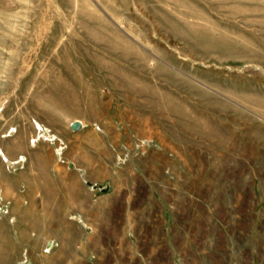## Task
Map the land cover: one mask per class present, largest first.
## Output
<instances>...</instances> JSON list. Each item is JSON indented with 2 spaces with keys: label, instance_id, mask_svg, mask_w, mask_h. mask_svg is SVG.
Returning a JSON list of instances; mask_svg holds the SVG:
<instances>
[{
  "label": "rangeland",
  "instance_id": "374dc122",
  "mask_svg": "<svg viewBox=\"0 0 264 264\" xmlns=\"http://www.w3.org/2000/svg\"><path fill=\"white\" fill-rule=\"evenodd\" d=\"M206 2L201 0V6L208 15L228 30V52H206L169 31L162 18L177 11L167 0H0V136L35 123L36 128L38 123L52 130L68 128L73 117H83L88 127L105 123L109 129L126 128L148 135L147 140L159 146L168 124L170 131L179 132L180 145L189 146L183 152L190 163V154L194 152L197 160L199 150L202 163L206 152L207 159L215 157L213 163L227 164L229 170L235 166L247 176L242 179L248 186H234L243 193L237 189L233 204L247 211L249 232L227 250L229 257L233 255L228 264H264V0ZM96 17L99 20H93ZM102 20L111 38L148 58V67L155 61L174 73L182 70L185 78L210 94L201 98L182 89L179 94L192 100L177 108L212 113L190 118L167 114L163 110L168 106L150 98V89L137 86L136 92L121 86V72L108 66L117 55L87 31L88 25ZM164 52L177 61L170 62ZM138 73L159 84L157 90L165 85L161 76ZM91 98L101 106L98 115L89 112ZM69 108L78 112H68ZM169 137L173 138L171 132ZM205 193L202 183L201 194ZM191 258L186 256V261Z\"/></svg>",
  "mask_w": 264,
  "mask_h": 264
},
{
  "label": "crops",
  "instance_id": "0c3cea01",
  "mask_svg": "<svg viewBox=\"0 0 264 264\" xmlns=\"http://www.w3.org/2000/svg\"><path fill=\"white\" fill-rule=\"evenodd\" d=\"M74 120L81 127L35 123L0 136L2 264H228L249 232L233 204L243 193L234 186L248 184L242 170L206 152L202 163L199 150L190 163L168 124L156 146Z\"/></svg>",
  "mask_w": 264,
  "mask_h": 264
},
{
  "label": "bare ground",
  "instance_id": "6f19581e",
  "mask_svg": "<svg viewBox=\"0 0 264 264\" xmlns=\"http://www.w3.org/2000/svg\"><path fill=\"white\" fill-rule=\"evenodd\" d=\"M167 1L171 2L172 5L177 7L176 8L173 6L174 11H177V14L174 12L173 13L167 12V17L165 16L164 18L161 17L162 19H164L169 31H172L173 33L178 32L179 38L186 39L188 41H193L206 52L210 53V51H214V50L218 52L221 51L223 53L228 52L231 46L230 43L232 42L230 41L231 39L229 37V34L227 33L228 30L227 32L223 30L221 28L222 25H220L218 21H214L215 19L213 20L208 15L209 10L207 11L205 7H202L204 5L201 6V0H167ZM205 1L213 4L216 1L219 2L223 0H205ZM199 7L201 8V10L198 9ZM179 10L180 11L183 10L185 12L181 11L182 13H180L179 16L178 14ZM89 17L88 19H90ZM188 18L192 20H189ZM93 20H99V18L96 17ZM102 22L103 20L97 21V23L93 25H88L87 31L92 38L98 41L106 42L107 49L110 52L117 55L116 57H118L117 58L118 60L116 61L113 60V64L108 66L111 69H113L115 72L118 73L121 72L120 75L122 81V84L120 83L121 86L127 88L128 90H133L136 92H138L136 89L137 86L150 89L152 91L151 94L152 96L150 98L152 97H153L152 99L156 98L159 100L157 101L159 104H166L168 106L167 109L163 110V112H167V114H173L175 116H181V117L183 116L190 118V117H199V115H204V114H207L208 116V114L210 115L212 113V112L210 113L207 110L192 109L191 111H188L186 109L183 110L177 108V104L179 103L184 104L186 102L191 103L192 100L191 96L188 95L181 96L179 94V91H182V89L191 91L196 96L201 98H207V97L210 98V94L207 93L205 90H201L196 85H194L192 80L190 81L187 78H185V76L181 74L183 73L182 70L176 69L178 72L175 71L174 73V71H172L169 67L155 62L154 59H151V61H154L153 63H151L153 64V66L148 67L147 57H143L142 55L134 51L130 44H122L118 42L115 38L113 37L111 38L108 32L110 28ZM241 46L240 47L243 49V45ZM163 54L164 57L168 59L170 62L177 61L176 59H174L173 56L170 58L168 52H164ZM96 57L99 56L96 55ZM97 59L100 60V58ZM131 59L134 60L133 63H131L130 61ZM167 64L169 66L171 65L170 63ZM100 67H102V65ZM141 71L145 73L150 72L151 75H154L153 77L156 78L158 76H161V78L165 80V85L161 86L160 90H157L156 87L160 85L159 84L155 85L154 83H150V81L147 80V78H145L143 74L142 76H140L138 72ZM243 98L248 101H254L255 99L259 101V99L255 96H244ZM155 100L153 101L154 103L156 102ZM58 101L59 100H56L55 103L57 104L59 103L60 105V102ZM91 102L92 104H91L90 114L92 115L100 114L101 106L98 105V103L94 101L93 98H91ZM69 112H72V110H70ZM74 112H78V111L76 110ZM2 245L0 246V249L2 248ZM2 261H3V255L1 253L0 262L2 263Z\"/></svg>",
  "mask_w": 264,
  "mask_h": 264
},
{
  "label": "water",
  "instance_id": "95a60500",
  "mask_svg": "<svg viewBox=\"0 0 264 264\" xmlns=\"http://www.w3.org/2000/svg\"><path fill=\"white\" fill-rule=\"evenodd\" d=\"M81 125H82V122H81L80 120H74V121L71 123V126H72V128H74V129H77V128L81 127Z\"/></svg>",
  "mask_w": 264,
  "mask_h": 264
}]
</instances>
